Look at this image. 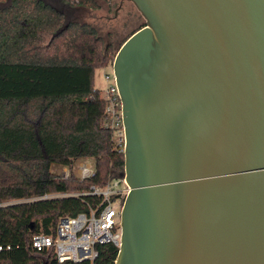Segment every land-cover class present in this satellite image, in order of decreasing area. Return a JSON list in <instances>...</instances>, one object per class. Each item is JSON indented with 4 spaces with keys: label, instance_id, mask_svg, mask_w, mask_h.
<instances>
[{
    "label": "water",
    "instance_id": "obj_1",
    "mask_svg": "<svg viewBox=\"0 0 264 264\" xmlns=\"http://www.w3.org/2000/svg\"><path fill=\"white\" fill-rule=\"evenodd\" d=\"M129 1L114 264H264V0Z\"/></svg>",
    "mask_w": 264,
    "mask_h": 264
},
{
    "label": "trees",
    "instance_id": "obj_2",
    "mask_svg": "<svg viewBox=\"0 0 264 264\" xmlns=\"http://www.w3.org/2000/svg\"><path fill=\"white\" fill-rule=\"evenodd\" d=\"M61 1L90 11L104 4ZM69 17L45 0H0V246L9 247L0 251V264L116 259L111 244L99 246L92 263H59L52 250L38 252L30 244L34 234L53 233L60 217L87 212L98 202L92 196L36 198L85 193L124 167L123 153L103 128L105 102L93 83L95 70L111 67L118 49L110 55L111 43L93 25ZM83 159L93 160L90 179H64L50 170Z\"/></svg>",
    "mask_w": 264,
    "mask_h": 264
},
{
    "label": "built area",
    "instance_id": "obj_3",
    "mask_svg": "<svg viewBox=\"0 0 264 264\" xmlns=\"http://www.w3.org/2000/svg\"><path fill=\"white\" fill-rule=\"evenodd\" d=\"M67 1L75 6L80 0ZM111 3L112 0H104L106 5H111ZM104 80L107 83L105 88L98 89L100 98L105 102L102 125L112 134L113 148L123 153L125 138L121 101L112 67H110V72L104 74ZM73 175L80 180L90 179L94 176L93 165L80 161L74 171L63 169L64 179ZM129 190L125 179L117 176L103 186L91 185L85 193H54L36 198L92 196L98 199V202L94 206H89L87 212H81L72 217H60L53 233L34 234L31 238V248L38 252L52 250L59 263L64 261L92 263L98 256V247L101 245L111 244L118 249L121 240L120 211ZM4 249L8 250L9 247L0 246V251Z\"/></svg>",
    "mask_w": 264,
    "mask_h": 264
},
{
    "label": "rangeland",
    "instance_id": "obj_4",
    "mask_svg": "<svg viewBox=\"0 0 264 264\" xmlns=\"http://www.w3.org/2000/svg\"><path fill=\"white\" fill-rule=\"evenodd\" d=\"M66 11L69 18L77 19L93 25L103 36L106 43L110 42L112 51L110 55L121 46L131 32L143 25L144 20L129 0H112L111 5L103 4L94 11L81 10L77 7H69L61 0H45ZM110 72V67L95 70L93 83L95 88L103 89L106 86L104 74ZM80 161H86L92 165V159L74 160L70 167L53 164L50 170L55 175H60L64 168L74 171Z\"/></svg>",
    "mask_w": 264,
    "mask_h": 264
}]
</instances>
